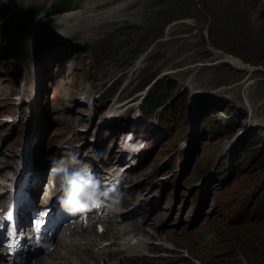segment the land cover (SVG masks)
Masks as SVG:
<instances>
[{"label":"rangeland","instance_id":"374dc122","mask_svg":"<svg viewBox=\"0 0 264 264\" xmlns=\"http://www.w3.org/2000/svg\"><path fill=\"white\" fill-rule=\"evenodd\" d=\"M59 1L6 0L9 11L21 6L29 19L17 34L6 14L0 19V40L4 35L11 41L0 49L4 114L19 110L26 115L16 106L25 74L20 46L38 24L45 28L34 55L48 56L44 66L48 77L54 75L40 90L44 133L39 152L49 162L41 163L40 172L51 168L55 154L76 153L84 141L92 144L101 130L105 106L99 105L105 98L107 105L118 96L123 102L153 78H167L174 88L170 104L182 108L175 112L178 122L167 126L161 113L145 121L137 107L131 108L129 121L145 124L156 144L146 165L135 171V183L140 171L147 173L141 179L142 197L149 194L151 214L161 210L173 221L169 227L178 224L179 232L166 237L183 254L173 264H264V0H62L70 3L66 12L89 10L84 15L89 20L70 37L43 26L44 19L66 13L51 15ZM223 54L252 70L238 68ZM115 78L123 80L111 96L104 90ZM88 90L84 103L79 96ZM183 110L191 117L187 133L178 132L176 124L186 123ZM207 117L215 128L203 126ZM26 126L0 121V151L15 157L8 169L20 158ZM100 134L104 140L97 146L105 150L108 136ZM64 138L70 142L62 143ZM245 150H250L247 161L232 167ZM166 220L161 216L159 223Z\"/></svg>","mask_w":264,"mask_h":264},{"label":"bare ground","instance_id":"6f19581e","mask_svg":"<svg viewBox=\"0 0 264 264\" xmlns=\"http://www.w3.org/2000/svg\"><path fill=\"white\" fill-rule=\"evenodd\" d=\"M116 10H117V8H114L113 12L111 10H109L110 12H108V15L114 13ZM88 12H89V10L86 8H84V9L80 8L77 10H72L70 12H66L64 14L57 15V16L53 17L52 19L48 18L47 21H45L43 23V26L46 27L47 29L50 26L49 31H50V29L51 30L54 29L57 32L63 33L64 36L70 37L71 35H75L76 32L81 30L80 28H81L82 23H84V22L86 23V20H89L88 17H90V16H84ZM38 25L40 26V24H38ZM33 49H34V41L32 40L31 34L29 35V33H28L25 44L23 46H20L21 62H22V65L24 66V68L25 69L29 68L28 70H31V72L33 73V77L35 76L34 78H35L36 87L38 85V87H40L42 89L47 78H48L46 67L44 66L45 57H48V56L43 57L41 59V61H39V63H40L39 64L36 61L37 59H36L35 55L33 54V52H31ZM223 55L225 56L226 61L237 66L238 68L248 69L249 71L252 70L251 66L245 64L241 60H240L241 61L240 62L239 60H236L235 58H233L231 56H226L225 54H223ZM29 80L27 81V84H29ZM27 95H28V90L25 91L24 97H26ZM80 97L81 96H79V98ZM3 113H4V110L1 109L0 115H2ZM38 125L39 124L36 125V129L34 130V134L38 133L37 132ZM40 127H39V136H40V138H42L44 130L42 128L40 129ZM105 133H108V132H105ZM54 137L56 139L61 138L59 135H56V134H54ZM63 140H64L63 141L64 143L70 142L68 138H64ZM11 162H12V157H10V158L5 157V156H3V152L0 151V174L2 176L6 177V175H7V169L6 168L8 167V165L11 164ZM8 171L11 172V169H9ZM47 174L49 176L50 171H48ZM42 176L43 175L41 172V178H42ZM4 177H2V178H4ZM56 179H58V177ZM39 181H38V184H39ZM134 189H135V187L134 188L132 187V191L127 193L124 196V198L121 202L123 205H127L130 202V200L132 198H134L135 193L139 192L138 190L134 191ZM146 206H147V204L143 203V199L140 200L139 211H142L144 209V207H146ZM125 215L123 216L124 227L118 228L116 231H114L112 233V235H110L106 238H102L103 240L118 239L116 242V248L119 251L118 252L119 256L117 257V259H120L121 264H173L174 259H176V260L178 259V257H179L178 254H180L181 251L178 248H176V249L172 250V253H173L172 256H170L164 260H162L161 257L144 258L143 260H140V258H139L140 254H141L140 248L143 247V245H141L142 242L131 244V241L129 239L122 237L125 234H128L130 231H133V232H137V234L142 233V234L150 236L151 238H161L164 241H170L171 242L172 240H170V239L167 240L166 237L169 236V233L171 232L172 227H169L167 225V222H165V221L163 223H159V219L161 216H165V220H166V215H164L163 213H157L155 215V217H151L150 212L148 210H146L145 213L140 214L139 218H137V217L136 218H124ZM132 215H133V212L128 214L126 217H131ZM158 215H161V216L158 217ZM148 227H150L151 229H149ZM158 228L162 229V231L164 233H159L160 229H158ZM177 232H179V228L175 229L173 233H177ZM149 245H150V248L153 250H155V249L160 250L163 248L162 246L154 245L153 243L149 244ZM188 253L191 254L192 252L189 251ZM181 255H183V254H180V257H181ZM56 263L60 264L58 262L57 257L52 258V259H46V260H38V261H36L35 264H56ZM0 264H5L3 259H0ZM201 264H203V263L201 262Z\"/></svg>","mask_w":264,"mask_h":264},{"label":"clouds","instance_id":"9594fccd","mask_svg":"<svg viewBox=\"0 0 264 264\" xmlns=\"http://www.w3.org/2000/svg\"><path fill=\"white\" fill-rule=\"evenodd\" d=\"M132 134H128V141ZM126 150L134 152L136 145L126 144ZM51 173L58 177V204L67 213L75 215L101 207L119 212L125 193L119 190V179L104 184L92 169L84 164L76 153L53 156Z\"/></svg>","mask_w":264,"mask_h":264},{"label":"trees","instance_id":"16d2710c","mask_svg":"<svg viewBox=\"0 0 264 264\" xmlns=\"http://www.w3.org/2000/svg\"><path fill=\"white\" fill-rule=\"evenodd\" d=\"M68 7L69 5L64 4V3H62L61 5H56L54 7V12L65 10ZM173 90L174 88L173 86H171L167 78L160 80V82L159 81L156 82L146 100L149 110L152 112L155 109H157L160 105H166L164 107V111L165 113H167V116H171L173 115V113L175 114V112H178L180 109H182V108L176 109L174 106L170 104L171 102L169 103L170 98H172L171 94ZM176 100H178V98H176L175 101ZM204 125L210 128L212 123L211 121H209V119L206 118L204 120ZM249 154H250V150H245L241 155H238V158H237L238 163H241L242 161L247 160V156Z\"/></svg>","mask_w":264,"mask_h":264},{"label":"snow or ice","instance_id":"6c2138e0","mask_svg":"<svg viewBox=\"0 0 264 264\" xmlns=\"http://www.w3.org/2000/svg\"><path fill=\"white\" fill-rule=\"evenodd\" d=\"M44 214L47 215V212H45ZM7 219H8V220H11V219H12V213H11V212L8 213ZM36 226H37V227H40L38 221L36 222ZM101 231H102V228H101ZM39 240H40V238L37 237V238H36V242L39 243Z\"/></svg>","mask_w":264,"mask_h":264}]
</instances>
